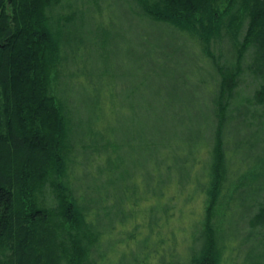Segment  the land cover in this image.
I'll list each match as a JSON object with an SVG mask.
<instances>
[{"label":"trees","instance_id":"obj_1","mask_svg":"<svg viewBox=\"0 0 264 264\" xmlns=\"http://www.w3.org/2000/svg\"><path fill=\"white\" fill-rule=\"evenodd\" d=\"M133 2L143 19L170 28L176 39L174 45L157 43L153 48L157 72L167 66V71L184 73L186 78L176 79L181 88L191 72L205 75L198 82L201 86L174 95L172 102L177 107L173 114L181 120L176 121L181 128L176 126L175 135H182L176 139L178 148L165 153L166 139L144 146L155 154L157 179L145 167L133 172L126 162L120 89L107 96L116 101L113 111L108 107V114L97 92V101L81 111V102L70 107L60 97L69 96L61 89L67 55L49 11L61 0H0V264L110 263L108 235L119 231L118 221L131 216L127 204L138 206L144 200L135 198L139 187L130 183L139 172L146 200L162 196V187L172 181L169 172L175 173L179 189L172 208L170 201L160 202L158 207L149 204L151 231H155L157 211L174 210L178 222L183 207L185 210L197 196L207 197L204 226L192 222L187 252L182 256L176 251L169 264H235L230 254L226 259L225 252L235 247L240 234L233 217L237 199L242 190L262 180L243 216L249 228L236 244L243 256L238 264H264V120L253 114L254 107L264 106V0ZM74 19L58 18V26ZM183 34L200 44L206 66L197 65L194 59L196 44L191 48L180 42ZM247 73L258 89L252 102L235 103L239 82ZM207 80L214 81L211 88ZM195 90L202 97H196ZM187 93L195 101L184 103ZM196 99H200L197 109ZM82 110L87 117L76 119ZM200 119L208 126L201 134ZM98 121L107 126L99 129ZM192 122L197 129L195 137L187 138L191 139L184 154L187 158L178 150L183 149L187 123ZM74 125L75 130L84 128L78 138ZM234 185L230 209L219 230L214 225L215 209L227 188ZM48 187H53L54 205L42 198ZM229 236V241L224 238ZM175 242L178 244L177 238ZM161 247L158 250L165 252ZM146 249L150 255L156 253L154 246Z\"/></svg>","mask_w":264,"mask_h":264},{"label":"rangeland","instance_id":"obj_2","mask_svg":"<svg viewBox=\"0 0 264 264\" xmlns=\"http://www.w3.org/2000/svg\"><path fill=\"white\" fill-rule=\"evenodd\" d=\"M49 16L52 19L51 23L53 26L60 32L61 40L64 44V53L67 55L65 61L67 71L62 76V78H65V82L61 89L65 93L68 91L69 96L64 97V94H60V97L70 107L74 106L75 101L81 102L83 104L81 105L82 107H79V111H81L87 105L91 104L92 106L97 101L94 94V92H97L100 96L101 106L104 108L103 111L105 113L106 109L108 114V107L112 109V104H116V101L107 96L112 93L113 89H120L121 106L124 108V124H122L121 130L123 132L124 145H126L122 152L126 162L133 169V172L142 170L145 167L157 179L159 171L153 161V155L155 154H152V150L144 148V146L146 143L158 144L160 141L164 143L166 139L164 143L165 147H167L165 148V153H169L170 148H174V150L178 148L177 145L179 144L176 139H182V135L181 137L175 135L176 126L179 125L176 121L180 122L181 120L173 114L174 109L177 107L173 106L172 101L176 100L174 95L182 91L193 90L195 86H201L198 85V82L200 78L205 76L204 72H191V76L188 72L187 74L190 77L185 81L183 88L176 84V79L186 78L187 76L184 73L175 74L167 71V66H162L160 70L163 71L157 72L159 65L153 59V48L157 43L174 45L176 39L170 28L160 24H153L143 19L133 0H61L57 7L49 11ZM70 16L75 17L72 23L67 25V23L62 22L58 26V18L61 21L64 17ZM180 39V42L185 41L188 45H191V48L193 44H196L194 47V51H196L194 59L198 60L197 65L206 66L208 61L202 53L200 44L188 35L183 34ZM216 54H218L217 51ZM158 73L164 77H161ZM65 75H68L71 79H67ZM76 75H79V77L77 78ZM62 78L61 84H63ZM76 80L77 83L75 84ZM208 82L207 80V85L211 88L214 85V81ZM257 89L258 84L251 75L245 74L241 78L233 98L235 103L252 102ZM195 94L198 98L202 97L199 90H195ZM189 95L190 93H187L184 96L186 97L185 100H187L183 101L184 103L189 102V100L191 103L193 100L195 101V96L190 97ZM177 98L181 99V97ZM198 101L195 106L192 104L196 109L199 107ZM171 102L172 104H170ZM166 103L170 104V106ZM111 111H109L110 115ZM253 114L256 119L262 118L264 120V106L254 107ZM86 117L85 110H82V112L78 113L76 119H85ZM73 122L75 124L78 121ZM97 124L99 129L107 126L105 121L104 123H99L98 121ZM109 124L112 125V123ZM76 126L74 125L73 131L77 137L84 128L79 127L75 130ZM179 126L181 128V125ZM196 127L194 122L191 124L187 123L186 142L182 146L183 149L179 148L178 150V153L182 154L183 157H189L185 156L189 146L187 141L191 140L187 138L195 137L194 129H197ZM198 127L201 134L206 131L208 126L205 125L203 119H200ZM179 131L183 133V128ZM139 174H135L130 183L139 187L135 198L143 197L144 200H140L138 206L127 204L131 216L127 215L125 221H123L124 223L118 221L117 227L119 231L110 232L108 235L110 262L108 264H169L172 260V254L174 255V257L172 256L173 260L176 258V251L181 252L182 256L187 252L192 236V227L190 226L192 222L195 220L200 221V227L204 226L207 197L204 195L201 197L200 195L196 197L192 204L188 203L185 210L183 207V214L178 222L175 221L176 216H174L175 218L173 217V213L175 215L174 210L169 209L167 213L157 211L155 215V231H151L146 211L149 204L152 203L158 207L161 204L160 202L170 201L168 204L172 208L174 205L173 198L175 199V196L178 195L177 191L179 189L177 190L175 187V173L169 172L168 175L172 181L162 187V196L156 195L146 200L144 197V182ZM257 174H261V172H257ZM154 184H156V181H154ZM260 184H262V180H256L239 194L237 199L239 205L238 208L237 205L235 206L236 209L233 216L234 222H238L237 228L240 231L239 236L235 239L236 242L242 239L241 237L249 228L244 223L243 216L248 213L249 207L256 198L255 189ZM235 188L236 185L232 188H227L215 209L214 225L219 230L227 218L230 209L229 203ZM190 192L191 190L188 191V193ZM42 198H45L48 205H54L55 194L53 187L45 189ZM237 213L238 217L236 218ZM178 214L181 216V213ZM136 224L139 226L135 227ZM175 238H177L178 244H176ZM224 238H228L229 241L232 236ZM161 241L163 244H160ZM236 242L233 249H230V247L226 250L225 257L227 259L228 254H230L229 258L232 257V261L238 264L241 263L243 256L238 251ZM151 246L156 247V253L153 255H150L149 250L146 249H150ZM160 246L165 252L161 253L158 250ZM151 252H154L153 249ZM256 255L257 252L255 251L252 254V259Z\"/></svg>","mask_w":264,"mask_h":264}]
</instances>
